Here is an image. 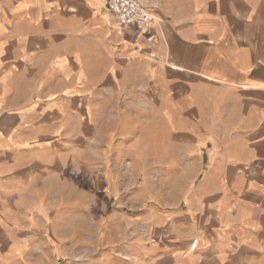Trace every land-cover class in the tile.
I'll return each instance as SVG.
<instances>
[{"label": "crops", "instance_id": "crops-1", "mask_svg": "<svg viewBox=\"0 0 264 264\" xmlns=\"http://www.w3.org/2000/svg\"><path fill=\"white\" fill-rule=\"evenodd\" d=\"M139 1L153 20L145 31L120 30L106 0H0L3 253L34 264L44 238L66 258L74 233H99L93 254L62 264H264V0ZM112 82L113 128L149 119L152 94L173 138H190L196 178L172 205L54 215L71 191L130 204L109 184L78 181L87 95ZM121 94L133 98L120 104ZM129 128L113 138H138Z\"/></svg>", "mask_w": 264, "mask_h": 264}, {"label": "rangeland", "instance_id": "rangeland-1", "mask_svg": "<svg viewBox=\"0 0 264 264\" xmlns=\"http://www.w3.org/2000/svg\"><path fill=\"white\" fill-rule=\"evenodd\" d=\"M137 68L134 67V70ZM140 69H144V67ZM86 81L88 85L95 79L87 78ZM137 81L139 80L134 79L135 85ZM102 88L100 93L87 95L85 112L87 122L84 137L87 138L85 143L87 165L85 173L79 175L78 181L85 182V184L100 183L101 188H107L106 186L110 185L114 195H129L128 199L127 197L124 199L130 200V204L127 205L119 196L111 199L110 202L105 197H103V201L98 202L75 199L73 191H71L70 202L64 206L53 207L51 212L54 215L56 213L59 215L92 214L112 218L113 215L140 213L143 208L136 205H140L141 200L149 199L151 200L150 204L153 201L174 204L183 192L182 190L189 189L196 178L195 172L199 168L198 159L192 158L189 153L190 138H173L174 128L168 124H165L164 127L162 120L158 118L159 114L160 118L163 117L164 111L160 110L161 106L156 102L158 99L155 100L152 94L144 97L150 102L154 100L150 103L152 105L150 113L148 112L149 119L140 116L138 123L131 126V123L123 117L120 119L122 127L113 128V103L116 102H113V82L112 85L111 83L102 84ZM122 90H126L124 85ZM131 98L133 96L121 94L117 97V101L120 104L127 103ZM136 98L139 99L140 96ZM135 102L139 103L138 100ZM133 104L136 105V103ZM146 121L149 123L147 126ZM172 122V117L165 121V123ZM127 126L130 127L127 133L135 132L138 138H113V133L116 130L118 132L121 130L124 134ZM142 131H147L146 135L142 134ZM3 218L1 215L0 219ZM39 235V237L46 236L44 231H40ZM95 237L99 238V233L95 236L92 234L89 240L82 233H74L69 241L76 245L72 247L66 258L58 257L56 254L53 258V255L48 253V251L51 252V247L47 245V251L45 248L47 242L41 238L38 241L39 254L36 259H31V261L34 264H62L70 258L72 259L70 261L78 262L85 256L88 257L89 253H94L92 246H89L91 251L89 250L87 242L92 244ZM48 242L51 245L49 240ZM85 242L86 251L83 249ZM3 250V240L0 239V264H29L30 262L27 256L19 257L3 253Z\"/></svg>", "mask_w": 264, "mask_h": 264}, {"label": "built area", "instance_id": "built-area-1", "mask_svg": "<svg viewBox=\"0 0 264 264\" xmlns=\"http://www.w3.org/2000/svg\"><path fill=\"white\" fill-rule=\"evenodd\" d=\"M112 20L120 30L145 31L153 21L147 8L139 0H106Z\"/></svg>", "mask_w": 264, "mask_h": 264}]
</instances>
